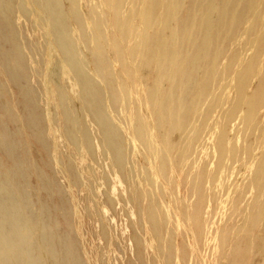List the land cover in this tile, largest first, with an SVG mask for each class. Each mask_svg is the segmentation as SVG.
Instances as JSON below:
<instances>
[{
  "label": "bare ground",
  "instance_id": "6f19581e",
  "mask_svg": "<svg viewBox=\"0 0 264 264\" xmlns=\"http://www.w3.org/2000/svg\"><path fill=\"white\" fill-rule=\"evenodd\" d=\"M77 157L121 263L264 264V0H0V264H107Z\"/></svg>",
  "mask_w": 264,
  "mask_h": 264
},
{
  "label": "rangeland",
  "instance_id": "374dc122",
  "mask_svg": "<svg viewBox=\"0 0 264 264\" xmlns=\"http://www.w3.org/2000/svg\"><path fill=\"white\" fill-rule=\"evenodd\" d=\"M26 27V26H25ZM29 29V30H28ZM26 33H27V36H29V38L30 39H32V37H33V34H35L34 35V37H36V36H38L39 34H37V33H34V32H32L31 30H30V28L29 27H27L26 28ZM31 33V34H30ZM33 37V38H34ZM38 37H40V36H38ZM38 37H36V38H38ZM40 39V38H39ZM41 42H42V39L40 40ZM52 68H53V66H51V68H50V70H52ZM36 82V80L35 79H33V83H35ZM90 131H91V135L94 137V139H95V137H97V131L95 130V127L93 126H91V129H90ZM63 150H64V148H63ZM65 151V150H64ZM79 157H77V159H78ZM76 158L74 159V165H75V167H76V165L78 164V166H77V168H78V170L80 169V167H84L85 166V170L87 171V172H85V170L83 171V169H80L79 170V173H80V175H81V173L83 172V175L82 176H84L86 179H91V182L94 184V186L96 185L97 187V189H99V190H96V188L93 186V188H95V192H96V194L99 196V197H104V196H106L107 194L109 195L110 194V196L112 197L111 199H112V202H113V210L109 213V212H107V217H109L110 218V220H111V224H112V226H111V228L112 229H115V231H113L112 232V230L110 231L111 233H113V234H111V236L113 237L114 236V238L113 239H116L118 242H117V244L120 246V247H122V248H124L123 250H122V248H120L119 249V247L116 245V243H114L112 240V238H111V241H110V244H108V247L109 248H107V246L105 247V250L107 249L109 252H107V250L105 251V250H103V252H102V249L104 248V246L107 244L106 242H102L101 240H100V238L101 237H99V225L97 226V221H95V220H93V222H91V227H92V225L94 224V226L95 227H92L93 228V231H95L96 233H95V238L93 239L92 238V240L94 241V243H93V241H91L92 242V245H95L98 249L101 247H103L101 250L99 249V252H102L103 254L101 255L102 257H105V259L106 258H108V257H110L109 259L110 260H112V262L109 260V259H106L107 260V264H109L110 262L112 263V264H120L121 262H125V263H127L128 262V260H129V258H130V260L129 261H134V258H133V255H131L130 254V250H128V249H130L131 248V246H132V244H131V242H130V239L129 238H131V229H130V227H129V221H128V215L129 214H127L128 213V211H127V213H126V210H128V209H130V204L128 203V201H126V200H128V195L129 194H127V193H129V191H128V189H132V187L133 186H131V183L128 181V183H127V180H124V179H122L123 177L122 176H120V177H122V178H120V177H118L117 175L118 174H116V173H114L112 170H110L111 168H110V166L108 165V164H106L108 161H106V162H102V160L101 159H103V158H99V160L97 159L95 162H94V164H92L91 162H90V159H88V158H85L84 160H77ZM80 161V162H79ZM81 162L83 163V165L81 164ZM102 162V163H101ZM85 163V164H84ZM101 163V164H100ZM80 164V165H79ZM92 164V166H90ZM99 165L100 164V166H97V165ZM102 165H103V167H102ZM98 167V168H96V170L94 171V169H93V167L95 168V167ZM88 167H90V169L88 168ZM97 169H98V172H97ZM82 170V171H81ZM89 170V171H88ZM85 172V173H84ZM90 172V173H89ZM95 172H96V174H95ZM86 173H89V175L91 176L92 175V173H93V175L95 174V178H96V176H97V179L99 180L100 179V181H102V182H104V180H105V182H107L106 184H107V187H106V184L105 185H103V183L102 182H100V181H98L97 179V182L94 180L95 178H94V176L92 175V177L90 178V176H86V175H88V174H86ZM98 174V175H97ZM115 174V175H114ZM98 176H100L99 178H98ZM106 178H105V177ZM115 177V178H114ZM92 179L94 180V181H92ZM103 179V180H102ZM121 179L123 180L122 182H121ZM61 182H64L65 183V181L63 180V179H61ZM96 182V183H95ZM98 182H100L101 183V186L100 185H98V184H100V183H98ZM124 182V183H123ZM119 183V184H118ZM92 184V185H93ZM126 184H127V186H126ZM130 184V185H129ZM62 185H63V183H62ZM103 185V186H102ZM120 185V186H119ZM63 186H66V185H63ZM99 186V187H98ZM123 186V187H122ZM130 187V188H129ZM124 188V189H123ZM109 189V193H107L108 190ZM121 190H124V192L123 191H121ZM99 191V192H98ZM121 191V192H120ZM123 192V193H122ZM125 192H127V193H125ZM101 193L102 194V196H101V194L99 195V194ZM121 193H122V195H121ZM124 194H127L126 196L124 195ZM121 196H122V199H121ZM127 198V199H126ZM124 199H126V200H124ZM123 200V201H122ZM100 201H102L103 202V199H100ZM122 201V202H121ZM127 204H126V203ZM101 205H102V203H100ZM124 204H126V205H124ZM124 205V206H123ZM128 209H127V208ZM126 209V210H125ZM109 213V214H108ZM98 228H97V227ZM114 227V228H113ZM95 228V229H94ZM98 231V232H97ZM115 234V235H114ZM116 236H120L121 238H116ZM122 236H125V237H122ZM128 236H130L129 238H128ZM122 238H124V241L122 240ZM128 239V240H127ZM100 240V241H99ZM120 240V241H119ZM115 241V240H114ZM128 241V242H127ZM99 243V242H101V243H103V244H100V245H98V244H95V243ZM125 242V246H124V244L122 245V243H124ZM129 242H130V247H129V245H127V244H129ZM122 245H120V244ZM100 246V247H99ZM129 247V248H126V247ZM95 247V248H96ZM115 247V248H114ZM118 249H117V248ZM110 249V250H109ZM105 251V252H104ZM110 251H111V253H110ZM123 251V252H122ZM124 251H125V253L126 254H128L127 256H125L124 254ZM122 252V253H121ZM104 253H106L105 255H104ZM108 253H110V254H108ZM114 254H116V255H114ZM130 254V255H129ZM114 255V256H113ZM119 256V257H118ZM126 258H124V257ZM117 257L119 258V263L117 262ZM97 258H98V256H97ZM104 259V258H103ZM104 259V261H106ZM115 259V260H114ZM133 259V260H132ZM110 262H109V261ZM126 260H127V262H126ZM113 261H114V263H113ZM110 263V264H111ZM125 263H121V264H125Z\"/></svg>",
  "mask_w": 264,
  "mask_h": 264
}]
</instances>
